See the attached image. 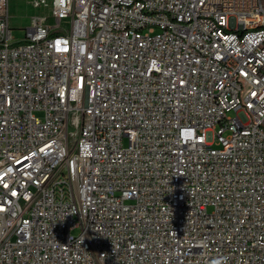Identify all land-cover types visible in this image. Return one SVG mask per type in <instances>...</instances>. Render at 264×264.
<instances>
[{
  "label": "built area",
  "instance_id": "2783aa9c",
  "mask_svg": "<svg viewBox=\"0 0 264 264\" xmlns=\"http://www.w3.org/2000/svg\"><path fill=\"white\" fill-rule=\"evenodd\" d=\"M30 1L14 43L0 0V264H264V0Z\"/></svg>",
  "mask_w": 264,
  "mask_h": 264
},
{
  "label": "rangeland",
  "instance_id": "374dc122",
  "mask_svg": "<svg viewBox=\"0 0 264 264\" xmlns=\"http://www.w3.org/2000/svg\"><path fill=\"white\" fill-rule=\"evenodd\" d=\"M52 11L50 9L35 8L30 0H10L9 6V23L12 30L13 42H21L26 38L27 29L32 26L35 18L50 17ZM65 26L70 28L69 21L64 22ZM36 116L42 117L43 112H35ZM235 116L234 113L231 114ZM127 144V142H125Z\"/></svg>",
  "mask_w": 264,
  "mask_h": 264
}]
</instances>
